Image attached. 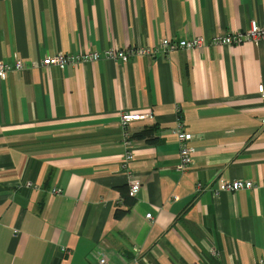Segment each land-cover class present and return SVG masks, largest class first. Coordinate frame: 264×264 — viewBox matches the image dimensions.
Instances as JSON below:
<instances>
[{
  "label": "crops",
  "instance_id": "crops-1",
  "mask_svg": "<svg viewBox=\"0 0 264 264\" xmlns=\"http://www.w3.org/2000/svg\"><path fill=\"white\" fill-rule=\"evenodd\" d=\"M251 22L264 0H0V62L29 67L0 81V264H264V39L211 41ZM193 38L204 47L40 66ZM121 112L150 114L128 129L129 162ZM237 181L252 187L222 189Z\"/></svg>",
  "mask_w": 264,
  "mask_h": 264
},
{
  "label": "built area",
  "instance_id": "built-area-1",
  "mask_svg": "<svg viewBox=\"0 0 264 264\" xmlns=\"http://www.w3.org/2000/svg\"><path fill=\"white\" fill-rule=\"evenodd\" d=\"M264 39V26L259 27L254 22H251L250 28L243 33H237L230 36H218L214 37L211 41L214 45H230L234 46L242 42H254L257 43L259 40ZM204 47V42L201 38L193 39H183L177 42H173L168 39H161L157 43V48H128L124 51L119 49L106 50L103 54L91 51H82L79 54H66L59 53L52 57H46L40 62V66L43 68H48L50 66H55L59 69H63L65 66H75L83 63H92L100 59L119 61L121 63H126L131 56H153L157 51L165 55L176 52L178 50L184 49L187 51L201 49ZM29 68L28 65L21 60H16L12 65H8L0 62V81L6 79V77L15 72H22ZM258 93L264 98V90L262 86L258 87ZM149 113L142 114L140 112H121L119 115V127L122 132V147L124 150V161L129 162L132 160V147L134 146V141L130 136L128 129L134 124L144 118H148ZM174 137H176L179 143L178 158L179 163L177 169L180 171H186L191 163L192 158V148L189 146L191 140L190 134L184 131V125L181 122H176L174 126ZM128 193L129 196L135 198L141 188V183L139 178L132 177L128 182ZM252 187L251 182L237 181L231 185L222 187V189H227L230 191H238L244 189H250ZM146 219H151V215L147 214ZM214 255V253H212ZM95 264H105L106 258L103 254H96L94 257Z\"/></svg>",
  "mask_w": 264,
  "mask_h": 264
},
{
  "label": "trees",
  "instance_id": "trees-1",
  "mask_svg": "<svg viewBox=\"0 0 264 264\" xmlns=\"http://www.w3.org/2000/svg\"><path fill=\"white\" fill-rule=\"evenodd\" d=\"M153 134V130L152 129H146L143 132L139 133L136 135V138L138 139H148L149 137H151ZM127 191L126 192H122V199L121 200V206L119 208L116 209L115 213H114V218L115 219H120L127 211L128 209L134 204V198H132L131 196H129L128 193V187L126 186Z\"/></svg>",
  "mask_w": 264,
  "mask_h": 264
}]
</instances>
